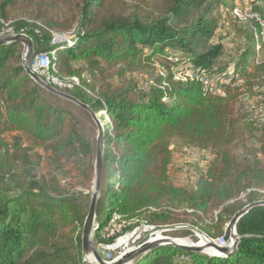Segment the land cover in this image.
I'll use <instances>...</instances> for the list:
<instances>
[{
  "label": "trees",
  "instance_id": "obj_1",
  "mask_svg": "<svg viewBox=\"0 0 264 264\" xmlns=\"http://www.w3.org/2000/svg\"><path fill=\"white\" fill-rule=\"evenodd\" d=\"M154 2L150 11L148 0H0V32L6 26L32 37L59 77H78L97 95L76 87L75 96L109 117L106 180L96 209L95 237L103 244L115 240L100 233L114 212L127 223L158 229H208L207 217L218 211L209 236L223 238L226 224L246 205L241 195L251 191L252 202L264 193V118L248 121L240 103L264 90V60L253 63L255 40L241 24L235 48L209 43L222 9H233L235 0ZM64 34L70 37L56 42ZM23 47L0 45V264H90L83 258L82 230L91 203L93 146L76 130L73 113L46 98L27 74ZM178 52L182 64L213 74L233 62L243 83L214 95L184 69L175 79L169 57ZM219 59L227 60L224 66ZM156 63L160 70L141 87L134 73L158 69ZM85 73L92 83L82 79ZM241 123L263 131L253 160L237 154ZM174 143L211 154L193 186L172 179ZM237 231V251L228 256L167 245L132 264H264V207L243 215Z\"/></svg>",
  "mask_w": 264,
  "mask_h": 264
},
{
  "label": "rangeland",
  "instance_id": "obj_2",
  "mask_svg": "<svg viewBox=\"0 0 264 264\" xmlns=\"http://www.w3.org/2000/svg\"><path fill=\"white\" fill-rule=\"evenodd\" d=\"M127 1L132 2V4H134V5L139 3V0H127ZM154 1L155 0H148V3L150 4V6L147 8L148 10L153 11V8H154L153 6L155 3ZM227 1L231 2L232 0L231 1L227 0ZM239 2H241L240 6L243 8L247 5L249 6V2L247 0H246V3L242 2L241 0ZM254 2H255V4H257L258 11L263 14L262 8L264 7V0H254ZM235 5H236V0H235L234 7H235ZM234 7H233V9H232V7L228 8V9H222L218 27L215 31V34H214L212 41H210L209 43H219V42L225 43V39H229V41L226 42L225 44L228 48H232V47L236 46L233 43V41H235V42L240 41L239 40L240 38L237 36V34H236L237 32L235 30V29H238L240 27L236 24H241V25H244V24L242 22L236 21L234 19V17H233ZM228 10H229V12L227 13ZM244 27L249 30V28L246 25H244ZM1 31H4L5 33H7L8 30H6V26H4ZM249 31L252 33V35L254 37L255 48H257V51L259 49L260 54L258 56L264 57L263 42H261L262 44L257 45L258 40H257L256 36L254 35V32H253L254 30H252V31L249 30ZM241 33H244V31H242ZM68 37H70L68 34H66V35L64 34L63 36L58 35L55 37V40L57 42L60 39L64 40V39H67ZM237 45H239V44H237ZM24 51H25V46L23 47V55H24ZM178 53L181 55L180 52H178ZM55 55H56V52H55ZM180 55H178V57ZM172 58H175V53H173L169 57V60H171ZM33 60H34V57L32 58L31 64H32ZM220 60L221 59H219L217 61L218 62L217 64L220 66H224V63L227 62V60H221V61ZM238 60H239V57L236 58V61H238ZM182 61H179V59H178V63H179L178 68H176L175 65L171 62L172 63L171 64L172 71H173L175 79H176L175 76L180 77V75H181L179 68L182 65H184V64H182ZM156 65L158 66L157 67L158 69L155 68L156 66L154 67L153 65H150V66H147L142 71L134 73V77L138 81V83L141 87L146 88L149 85V83L151 82V80L156 76L157 72L160 70L159 65L157 63H156ZM42 66H46L45 57H44V59H42ZM234 67H235V65L232 62L227 68L224 69V73L227 72L228 70L232 71ZM31 69H35V68L33 66H31ZM251 69H252V67L248 68V70H250V71H251ZM239 71L244 77V73H242V70L238 69V72ZM47 72H48V70H44V72L40 71V72H35V73L37 75H39L44 81L49 83L47 80ZM215 76L217 77V74H215L213 76L212 80H214L216 78ZM82 79L90 81L92 78H91L90 74L85 73V74H83ZM65 83H66V85H64V86H57V85H56L57 87H55L53 85L52 86L57 88L60 91L72 94L74 96H75V94H74L73 90H75L76 87H77L76 89H79V88L83 89L86 93H89L91 95V97L97 96L94 93H92V91L88 87H84L82 80L78 77H69V80L66 81ZM90 83H92V80ZM213 83H216V81L214 80ZM81 86H83V87H81ZM42 89H43V93H44L45 97L48 98L51 102H53L57 106L69 109L73 113V122H74L76 130L83 133L87 138L90 139L92 146H93V151H95L96 144H97V137H98V125H97L95 119L93 118V116L90 114V112L87 111L86 109H84L83 107H81L80 105H78L77 103L69 100V99H66V98L61 97V96L56 95V94H53L43 87H42ZM217 92L221 93V90H219ZM250 94H251V97L248 94L249 97H243L240 100V103L243 104V106H244V111L247 114L248 121H251L250 117L255 119V120H258L261 118L263 119L264 118V90L263 89H256ZM252 107H253V109L251 110ZM95 112H97V114L99 115V117L101 118L103 123L109 122V117L107 116V114H105L104 110H98L97 109V110H95ZM251 114H253V115H251ZM262 133H263L262 130L258 129V130L252 131L248 127H246L244 123H241V125H240V135L241 136H240V140H239L238 147H237V154H238V157L240 159H242V160L243 159L244 160H253L255 158V156L258 155V153L260 151L258 149V137H260L262 135ZM10 138H13V139L20 138V135L12 134V135H10ZM173 150H174V160L170 166V173H171V176H172L174 183L177 185H182V186H187V187L193 186L195 183V180L201 174H203L205 172L206 167L209 163L211 154L209 152H206V151H199V150L192 148V147H186L180 143H174L173 144ZM103 178H104L103 182L105 183L106 176L104 175ZM250 192L251 191H248V192L242 194L240 197L244 201L245 204L250 203L248 200L249 199L248 194ZM262 195L263 196L260 197V199H264V193H262ZM217 216H218V211L210 214L207 217V219H206L207 224L209 223L208 225L210 226V227H208V229L205 228L203 225L195 226V225L187 224L190 227L178 228V229L176 228V229H172V230H168V231L158 232L157 234L153 235V237H151L149 239V243L162 242V243L166 244L167 242H169L168 240H172L174 242H179L182 244L196 245L199 247L202 246V249H203L202 253H204L206 255L219 253V250L216 247L212 246L211 243H216V244L220 245V243H224L225 241L223 240V238L213 239L209 236V231L211 233H213V231L215 230L213 227V223H211V222L213 220H215L217 218ZM110 222L111 221L109 220L107 222L108 224H106L104 226L105 228H103L100 231V233L106 239L115 238V240L111 243L103 244V243H99L96 237L94 238V245H95L101 259L106 263H111V262L117 260L124 253H126L127 251L138 246L142 241L145 240V237L151 233V229L148 228L143 223H138V221H132L130 223H124V224H122V226L117 225L115 227L112 225L111 229H113V230L111 232V235H105L103 232L105 229H107ZM161 229H170V228L164 227V228H160L159 230H161ZM115 230H116V232H114ZM196 231H198L202 235H205L207 237V239L206 240L203 239ZM113 235L115 237H113ZM83 258L92 262L93 264H99V262L96 261L95 258L93 257V255H91V254H89V255L84 254ZM129 262H130V264H132V263H134V260H131Z\"/></svg>",
  "mask_w": 264,
  "mask_h": 264
},
{
  "label": "water",
  "instance_id": "obj_3",
  "mask_svg": "<svg viewBox=\"0 0 264 264\" xmlns=\"http://www.w3.org/2000/svg\"><path fill=\"white\" fill-rule=\"evenodd\" d=\"M22 43L25 46V51L23 55V64L24 68L28 75H30L41 87L45 88L46 90L50 91L53 94L59 95L61 97H64L66 99H69L87 111L90 112V114L95 119L97 125H98V137H97V144L94 151V178H93V185H92V191H91V203L89 207V213L86 217L83 230H82V246H83V255L84 254H91L95 258L96 261L99 262V264H130L129 261L139 259L141 255L144 253H147L149 251H152L154 249L159 248L160 246H174L182 249H186L189 251H197L202 252V247L196 246V245H188V244H182L179 242L169 241L166 244L162 242H155V243H149V239L153 237V233L148 234L145 237V240L142 241L138 246L134 247L133 249L127 251L124 253L120 258L117 260L106 263L104 262L95 245H94V238L96 236V233L99 231V225L97 223V217H96V209L97 204L99 200V196L102 190L103 186V177H104V155H105V146H106V126L105 123L101 120L97 112L92 108L91 105L85 103L83 100L79 99L78 97L60 91L57 88L53 87L46 81H44L39 75H37L35 72L31 69V61L32 58L35 57L38 52L36 50V45L34 42V39L26 34H15V35H8V36H2L0 37V45L10 44V43ZM29 49V53H28ZM257 207H264V199H258L255 201H252L248 204H246L242 209L237 211L233 217L229 220V222L226 224L224 229V235L223 240L225 243L230 244L229 246L222 247L221 245H218L216 243H211L212 246L216 247L219 250V253L211 254V256H228L231 254H234L237 251L238 244L240 242V236L237 231V222L238 220L248 212H250L252 209ZM189 225H178L174 227L169 228H188ZM203 239H207L205 235L200 234L198 231H196ZM164 244V245H163ZM85 262H88L90 264H93L92 262L86 260L84 258Z\"/></svg>",
  "mask_w": 264,
  "mask_h": 264
},
{
  "label": "bare ground",
  "instance_id": "obj_4",
  "mask_svg": "<svg viewBox=\"0 0 264 264\" xmlns=\"http://www.w3.org/2000/svg\"><path fill=\"white\" fill-rule=\"evenodd\" d=\"M239 1L240 0H236V5H235L234 10H233L234 19L236 21L242 22L244 25H246L249 28V30H251V31L254 30L253 31L254 35L256 36V38L258 40V44L257 45L262 44L261 42H263V45H264V15L261 12L258 11L256 13V21H252L251 18H250V14H249V6L247 5V6H245L243 8V7L240 6L241 2H239ZM241 1L246 3V0H241ZM29 52L30 51L28 49V53ZM54 53L55 52H52V56H54ZM259 54L260 53H259V49H258L257 54H256L257 56L254 58V62L253 63L259 64V63H261L264 60V57L258 56ZM44 57L46 59V66H44V70H48L47 74L50 75L51 82L54 83L57 86L66 85L65 82L69 80V77H66V78L65 77L64 78L59 77L56 74V72L53 70V68L51 67V60L48 57V55L44 54ZM186 65H188V66H196V65H193L191 63H189V64L185 63L179 69H184L186 71ZM208 69H206V73L190 72L189 74H186V75L187 76H194L196 79L200 80L203 83V86H204L205 89L210 90V91H216V94H219V95H223L225 93V83H233L236 78H238V83L230 84V87L241 85L243 83L242 80L244 79V77H243V75L240 72L235 71V70H232V71L228 70L224 74L223 73L220 74V75L217 74V77L215 76L216 78L214 79L216 81V83H213L214 80H211V86H208L207 85V74H213V73H210ZM32 70H33V72H36V69H32ZM182 76H184V75L182 74ZM219 90H221V93L217 92ZM245 97H249V96L246 95ZM252 109H253V107L251 108V110ZM105 114H107V113L105 112ZM251 115H253V114H251ZM109 220L110 221L112 220L111 226L113 225L115 227L117 225H121L122 226V224L127 223L125 221H122L120 215L118 213H116V212H114L112 214V216H111V218ZM145 223H143V224L146 225L151 230H159L157 227L155 228L154 226L147 225ZM168 241H172V240H168ZM200 247H202V246H200Z\"/></svg>",
  "mask_w": 264,
  "mask_h": 264
},
{
  "label": "built area",
  "instance_id": "obj_5",
  "mask_svg": "<svg viewBox=\"0 0 264 264\" xmlns=\"http://www.w3.org/2000/svg\"><path fill=\"white\" fill-rule=\"evenodd\" d=\"M247 1L249 2L250 18H251L252 21H256V13L258 12L257 4H255L254 0H247ZM20 34H26V33L22 32ZM8 35H15V33H11L9 31H7V33H5L4 31L0 32V37L8 36ZM228 41H229V39H225V43L228 42ZM235 47H233V48H235ZM178 55H180V54L175 53V58H172L170 60L175 65L176 68H178V64H179L178 63ZM42 59H44V54H37L34 57V60H33L32 64H31V66H33L36 69V72H40V71L44 72V66H42ZM183 72H185V74H189L190 72L206 73V68L203 67V66H188V65H186V71H183ZM218 73H224V70H222V71H220ZM213 75L214 74H207V85L208 86H211V80H212ZM47 80H48V82L51 85L57 87L54 83L51 82V77H50L49 74H47ZM234 83H238V78H236L233 83H225V89H226V87H229L230 84H234ZM212 94L216 95V91H212ZM112 220H111V222H112ZM111 222H110L109 226L107 227V229H105L104 232H103L105 235H111V232L113 230V229H111ZM172 229H176V228L161 229V230H151V233H153V235H155L158 232L168 231V230H172ZM114 232H116V230ZM220 245L222 247H226V246H229L230 244H227V243L224 242V243H220Z\"/></svg>",
  "mask_w": 264,
  "mask_h": 264
}]
</instances>
